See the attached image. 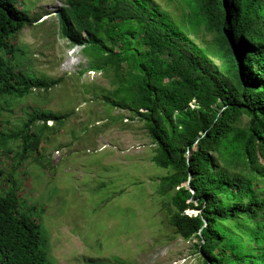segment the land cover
Listing matches in <instances>:
<instances>
[{"label": "trees", "instance_id": "obj_1", "mask_svg": "<svg viewBox=\"0 0 264 264\" xmlns=\"http://www.w3.org/2000/svg\"><path fill=\"white\" fill-rule=\"evenodd\" d=\"M181 1L189 12L177 20L153 0H64L60 34L83 46L89 70L113 71L104 98L145 123L152 160L169 171L162 207L178 235L198 240L203 264H264V0ZM40 19L0 0V100L61 83L22 68L15 39ZM200 26L214 36L208 47L190 37ZM68 116L34 111L18 132L0 133V154L18 142L21 164L38 153L47 123ZM12 174L0 169V264H54Z\"/></svg>", "mask_w": 264, "mask_h": 264}, {"label": "rangeland", "instance_id": "obj_2", "mask_svg": "<svg viewBox=\"0 0 264 264\" xmlns=\"http://www.w3.org/2000/svg\"><path fill=\"white\" fill-rule=\"evenodd\" d=\"M153 1L177 20L189 12L181 0ZM63 4L19 0L29 15L41 17L15 39L23 70L61 83L21 100L1 99L0 133L18 132L34 111L69 116L62 125L49 121L52 130L44 132L38 153L19 165V143H10L0 169L13 173L24 208L37 209L54 264H203L198 240L178 235L162 207L169 199L157 190L169 171L153 162L156 146L145 123L104 98L114 89L113 71L89 70L83 46L61 37ZM190 37L201 47L214 40L205 26Z\"/></svg>", "mask_w": 264, "mask_h": 264}, {"label": "built area", "instance_id": "obj_3", "mask_svg": "<svg viewBox=\"0 0 264 264\" xmlns=\"http://www.w3.org/2000/svg\"><path fill=\"white\" fill-rule=\"evenodd\" d=\"M190 106H191V108H194V107H195V106H194V103H191Z\"/></svg>", "mask_w": 264, "mask_h": 264}, {"label": "water", "instance_id": "obj_4", "mask_svg": "<svg viewBox=\"0 0 264 264\" xmlns=\"http://www.w3.org/2000/svg\"><path fill=\"white\" fill-rule=\"evenodd\" d=\"M189 187V183L186 184Z\"/></svg>", "mask_w": 264, "mask_h": 264}]
</instances>
